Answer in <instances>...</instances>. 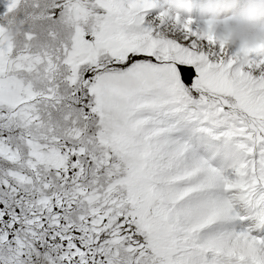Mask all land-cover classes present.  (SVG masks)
I'll return each mask as SVG.
<instances>
[{"label":"snow or ice","instance_id":"6c2138e0","mask_svg":"<svg viewBox=\"0 0 264 264\" xmlns=\"http://www.w3.org/2000/svg\"><path fill=\"white\" fill-rule=\"evenodd\" d=\"M180 10L0 0V264H264V45Z\"/></svg>","mask_w":264,"mask_h":264},{"label":"clouds","instance_id":"9594fccd","mask_svg":"<svg viewBox=\"0 0 264 264\" xmlns=\"http://www.w3.org/2000/svg\"><path fill=\"white\" fill-rule=\"evenodd\" d=\"M196 11L197 30L214 33L226 47L235 45L237 61L247 64L250 53L264 45V0H163Z\"/></svg>","mask_w":264,"mask_h":264},{"label":"bare ground","instance_id":"6f19581e","mask_svg":"<svg viewBox=\"0 0 264 264\" xmlns=\"http://www.w3.org/2000/svg\"><path fill=\"white\" fill-rule=\"evenodd\" d=\"M190 10H191V12H190ZM187 12L188 13H186V10L185 9H181L180 10V14L182 15V17H185L186 16V14H191V13H195L196 14V11L194 10V9H192V8H189L188 10H187ZM191 19H193V21H195V17H196V15L194 16V15H191ZM193 28H196V24H195V22H194V24H193ZM217 47H218V45H217ZM236 46L235 45H232V46H229V47H227V51H228V53L231 55V54H233V53H235L236 52Z\"/></svg>","mask_w":264,"mask_h":264},{"label":"rangeland","instance_id":"374dc122","mask_svg":"<svg viewBox=\"0 0 264 264\" xmlns=\"http://www.w3.org/2000/svg\"><path fill=\"white\" fill-rule=\"evenodd\" d=\"M190 12H191V10H190ZM191 15H194V16H195L196 14H195V13L186 14V16H185V17H190V18H192V17H191ZM194 22H195V21H194Z\"/></svg>","mask_w":264,"mask_h":264}]
</instances>
